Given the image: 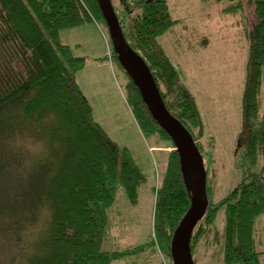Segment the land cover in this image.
Here are the masks:
<instances>
[{
    "label": "trees",
    "instance_id": "trees-1",
    "mask_svg": "<svg viewBox=\"0 0 264 264\" xmlns=\"http://www.w3.org/2000/svg\"><path fill=\"white\" fill-rule=\"evenodd\" d=\"M111 1L126 42L148 65L167 110L191 133L203 158L208 207L192 235L194 263L202 261L204 247L207 253H223L224 264H261L257 221L264 215V0H217L230 2L222 13L241 16L250 28H245L249 53L240 136L246 163L241 182L217 202L203 146L204 114L158 41L179 23L168 0ZM90 23L100 29L103 23L108 30L97 0H0V64L11 71L0 76V264H113L144 250H103L118 189L135 205L146 176L130 150L116 144L96 120L75 78L86 58L74 55L61 32ZM106 43L105 60L111 67L114 62L121 66L111 38ZM126 75L127 101L140 129L172 142ZM161 183L152 190V244L154 254L161 252L168 264L174 232L192 201L175 145ZM219 215L223 223L217 222Z\"/></svg>",
    "mask_w": 264,
    "mask_h": 264
},
{
    "label": "rangeland",
    "instance_id": "rangeland-1",
    "mask_svg": "<svg viewBox=\"0 0 264 264\" xmlns=\"http://www.w3.org/2000/svg\"><path fill=\"white\" fill-rule=\"evenodd\" d=\"M229 3L168 0L171 16L179 23L158 39L170 60L178 65L182 83L198 98L204 114L207 134L203 146L209 153L206 156L204 151V155L211 161L210 184L215 202L225 198L241 182L246 163L240 136L249 53L245 28H250L241 16L222 13ZM94 24L64 30L61 39L71 46L75 56L86 58L85 68L75 78L92 104L96 120L116 144L130 150L146 176L135 205L129 202L122 187L118 189L109 211L110 225L103 250L124 252L143 247L140 255L118 259L113 264H164L165 256L153 252L156 194L152 190L162 184L163 168L174 144L140 129L127 101L128 79L124 69L116 62L111 67L108 59L105 60L108 30L103 23H100L102 30ZM5 67L0 64L2 78L11 73L10 67L6 68L8 72ZM259 167L257 163L254 169ZM222 218L219 215L217 222L223 223ZM257 228V246L263 252L260 260L264 264V215L258 218ZM200 250L202 261L198 259V264H224L223 253H217L216 249L213 254L207 253L204 247ZM145 254L150 256V261H141ZM167 259L171 264L172 259Z\"/></svg>",
    "mask_w": 264,
    "mask_h": 264
},
{
    "label": "water",
    "instance_id": "water-1",
    "mask_svg": "<svg viewBox=\"0 0 264 264\" xmlns=\"http://www.w3.org/2000/svg\"><path fill=\"white\" fill-rule=\"evenodd\" d=\"M106 22L118 61L140 90L158 125L169 135L179 153L182 175L191 193V206L174 232L171 242L173 264H195L191 239L208 207L207 175L201 153L191 133L167 110L145 61L128 45L111 0H97Z\"/></svg>",
    "mask_w": 264,
    "mask_h": 264
},
{
    "label": "crops",
    "instance_id": "crops-1",
    "mask_svg": "<svg viewBox=\"0 0 264 264\" xmlns=\"http://www.w3.org/2000/svg\"><path fill=\"white\" fill-rule=\"evenodd\" d=\"M165 165H166V164H165ZM165 169H166V168H163V171H164V172H165ZM146 261H150V256H149V255L147 256ZM164 261H165V260H164Z\"/></svg>",
    "mask_w": 264,
    "mask_h": 264
}]
</instances>
